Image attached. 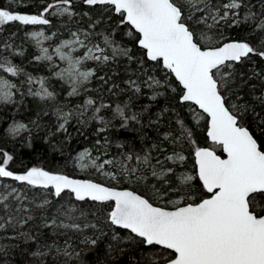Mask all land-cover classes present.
Listing matches in <instances>:
<instances>
[{
  "label": "snow or ice",
  "instance_id": "6c2138e0",
  "mask_svg": "<svg viewBox=\"0 0 264 264\" xmlns=\"http://www.w3.org/2000/svg\"><path fill=\"white\" fill-rule=\"evenodd\" d=\"M0 113L28 264H264V0H0Z\"/></svg>",
  "mask_w": 264,
  "mask_h": 264
},
{
  "label": "trees",
  "instance_id": "16d2710c",
  "mask_svg": "<svg viewBox=\"0 0 264 264\" xmlns=\"http://www.w3.org/2000/svg\"><path fill=\"white\" fill-rule=\"evenodd\" d=\"M146 100V98H144ZM162 102V101H161ZM3 113H0V117ZM19 118V117H18ZM3 123L0 122V127H3ZM87 141L84 138L74 139L70 147L72 149L80 150L86 146ZM9 150L11 145H9ZM16 152L19 160H23L25 164H40L43 163L46 167L55 166L57 162L63 163V156L61 152L52 151L49 146L41 140H37L32 148L20 147L19 144L16 145ZM65 155L68 153V148L63 149ZM75 153H73L74 155ZM18 160V163H19ZM0 245H7V253L0 252V264H28L32 258L29 253L33 251L36 247L35 242L29 241L25 242L22 238L17 239H5L4 234L0 233ZM12 245H16L12 247ZM80 247H84L81 245ZM27 249V251H25ZM104 252V242H98V247L86 254V258L89 260H94L97 256H103Z\"/></svg>",
  "mask_w": 264,
  "mask_h": 264
}]
</instances>
